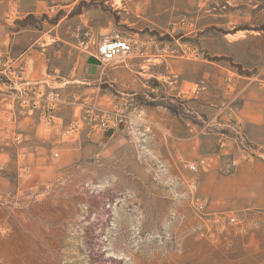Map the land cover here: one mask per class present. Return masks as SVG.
I'll use <instances>...</instances> for the list:
<instances>
[{
    "label": "rangeland",
    "instance_id": "374dc122",
    "mask_svg": "<svg viewBox=\"0 0 264 264\" xmlns=\"http://www.w3.org/2000/svg\"><path fill=\"white\" fill-rule=\"evenodd\" d=\"M0 264H264V0H0Z\"/></svg>",
    "mask_w": 264,
    "mask_h": 264
},
{
    "label": "built area",
    "instance_id": "2783aa9c",
    "mask_svg": "<svg viewBox=\"0 0 264 264\" xmlns=\"http://www.w3.org/2000/svg\"><path fill=\"white\" fill-rule=\"evenodd\" d=\"M138 45L137 41H133L131 39H127L123 37L121 33H115L111 37H105L101 38V40L98 43V50L97 55L94 56L96 60L99 62H105L114 60L118 57L122 56H129L132 53L138 51V48L136 47ZM142 56L145 55V53H141ZM30 84L23 85L24 87H28ZM19 100L20 105H28L29 104V97L26 95L25 92L19 91ZM61 101L58 93H49L46 98V110L48 113V118L53 119V113L57 111L58 107L60 106ZM102 125H104L106 128L108 126L105 123V120L102 119ZM58 156V154H56ZM193 170H195V167H192ZM231 223L235 222V219H230Z\"/></svg>",
    "mask_w": 264,
    "mask_h": 264
},
{
    "label": "crops",
    "instance_id": "0c3cea01",
    "mask_svg": "<svg viewBox=\"0 0 264 264\" xmlns=\"http://www.w3.org/2000/svg\"><path fill=\"white\" fill-rule=\"evenodd\" d=\"M21 33L22 32H9L8 34H6L7 35L6 36L7 37V43L9 44L8 45L9 47L7 49L8 50L7 53L17 57V58H15L16 60L14 59L16 63L23 58V61H25L24 68L28 74V76L24 78V80L27 81L24 84H30V82H32L35 78L39 79V77H40L38 71L36 70L37 64L39 62L36 61V58L35 59L31 58V57H33V54H34V52H32L33 46H34V44L32 45V42L31 43L28 42L26 45H23V47L19 51L16 50V48H17L16 44H18L20 40H23V39L28 40L27 35L24 36V35H21ZM42 38H44V37L40 36V38H38L36 40V43L41 42ZM44 51L45 50H41V53L43 54ZM15 62L12 65V67L16 64ZM62 105H63V102L61 100L60 106H62Z\"/></svg>",
    "mask_w": 264,
    "mask_h": 264
},
{
    "label": "water",
    "instance_id": "95a60500",
    "mask_svg": "<svg viewBox=\"0 0 264 264\" xmlns=\"http://www.w3.org/2000/svg\"><path fill=\"white\" fill-rule=\"evenodd\" d=\"M92 62H95V60H91Z\"/></svg>",
    "mask_w": 264,
    "mask_h": 264
}]
</instances>
